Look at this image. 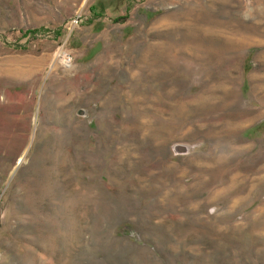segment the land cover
<instances>
[{"label":"rangeland","instance_id":"1","mask_svg":"<svg viewBox=\"0 0 264 264\" xmlns=\"http://www.w3.org/2000/svg\"><path fill=\"white\" fill-rule=\"evenodd\" d=\"M0 264H264V0H0Z\"/></svg>","mask_w":264,"mask_h":264},{"label":"trees","instance_id":"2","mask_svg":"<svg viewBox=\"0 0 264 264\" xmlns=\"http://www.w3.org/2000/svg\"><path fill=\"white\" fill-rule=\"evenodd\" d=\"M30 32H32V31H30ZM129 241H131V240H129ZM127 242V241H126ZM128 244H132V242H128Z\"/></svg>","mask_w":264,"mask_h":264}]
</instances>
